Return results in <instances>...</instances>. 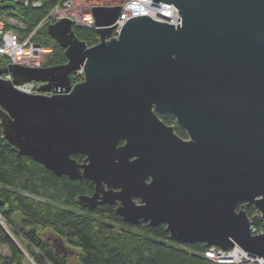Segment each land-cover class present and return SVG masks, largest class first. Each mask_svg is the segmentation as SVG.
<instances>
[{
	"label": "water",
	"instance_id": "water-1",
	"mask_svg": "<svg viewBox=\"0 0 264 264\" xmlns=\"http://www.w3.org/2000/svg\"><path fill=\"white\" fill-rule=\"evenodd\" d=\"M155 1L175 4L180 23L137 15L114 37L121 6H93L98 43L62 17L47 32L67 62L0 66L13 75L0 78L4 136L55 174L92 182L80 202L165 223L182 244L264 256V232H251L244 208L264 222V0ZM32 80L54 93L15 86Z\"/></svg>",
	"mask_w": 264,
	"mask_h": 264
},
{
	"label": "trees",
	"instance_id": "trees-1",
	"mask_svg": "<svg viewBox=\"0 0 264 264\" xmlns=\"http://www.w3.org/2000/svg\"><path fill=\"white\" fill-rule=\"evenodd\" d=\"M53 3L33 8L21 4L5 5L4 16H14L34 29ZM76 35L94 45L98 33L73 23ZM44 44L52 47L45 65L67 62L65 48L42 29ZM40 34L35 37L39 40ZM74 71L72 83L82 80ZM168 123V115L161 114ZM177 132L184 131L176 126ZM82 161L83 154L74 155ZM94 185L81 177L57 175L41 162L22 154L4 136L0 117V215L19 235L35 264H211L203 252V242L182 244L169 238L165 223L149 225L141 220L131 224L117 214L113 204L90 206L80 195L92 194ZM245 210L257 226H264L252 205ZM20 216L19 223L14 220ZM10 254L0 255V264H24L25 252L0 219V247Z\"/></svg>",
	"mask_w": 264,
	"mask_h": 264
},
{
	"label": "built area",
	"instance_id": "built-area-1",
	"mask_svg": "<svg viewBox=\"0 0 264 264\" xmlns=\"http://www.w3.org/2000/svg\"><path fill=\"white\" fill-rule=\"evenodd\" d=\"M46 0H0V61L5 66L9 63H22L34 66L45 65L52 47L46 46L44 42L36 40V35L51 22H55L62 17H69L73 23L79 26L96 29V21L93 14V6L113 7L121 6L118 22L113 26L112 36L118 37L125 22L137 15L149 14L170 24L180 23L178 7L173 3L155 1V0H47L53 3L49 12L43 17L40 23L28 33L22 29L10 26L8 17L14 20H20L14 16H4L3 10L6 4H21L26 7H43ZM23 22L22 20H20ZM100 41L98 34L97 43ZM96 44V43H95ZM79 77L84 78L83 68L75 71ZM0 78L13 79L12 73H4ZM43 82L28 81L15 86L21 90L30 93L42 92L37 89ZM47 94L54 93L44 91ZM252 221V219H251ZM251 232L253 234L263 233L264 226H257L251 222ZM211 264H264V256L245 250L236 244L229 249H223L219 246H208L203 252Z\"/></svg>",
	"mask_w": 264,
	"mask_h": 264
},
{
	"label": "rangeland",
	"instance_id": "rangeland-1",
	"mask_svg": "<svg viewBox=\"0 0 264 264\" xmlns=\"http://www.w3.org/2000/svg\"><path fill=\"white\" fill-rule=\"evenodd\" d=\"M8 21H9L11 27H14V28H17V29H22V28H24L26 26L24 24V22H21L20 20H17L16 21V20L8 17ZM39 34H40L39 40L42 41V42H44V40L46 39L45 32L43 30H41L39 32ZM49 47H51V46H49ZM2 64H4V62H1L0 61V65H2ZM38 93H45V94H47L46 92H38ZM168 120H169L168 123L174 124L175 126H178L175 117H173L172 115H168ZM182 130L184 131V136L187 137L188 135H187L186 131L184 129H182ZM254 210H255L254 214L257 213L259 215V212L255 208H254ZM19 217L20 216H17V217L14 218V220H15V222L17 224L19 223V219H20ZM0 219H1L2 223L5 225V227L9 230V232L11 233V235L13 236V238L17 241V243L20 245V247L25 252L26 257H25V260H24V264H35L34 261H33V259H32V257L29 255V252H28L27 248L24 245L23 239L19 235H17V233L15 232L14 228H12L11 226H9L1 218V215H0ZM9 254H10L9 248L6 245H2L0 247V255L7 256Z\"/></svg>",
	"mask_w": 264,
	"mask_h": 264
}]
</instances>
